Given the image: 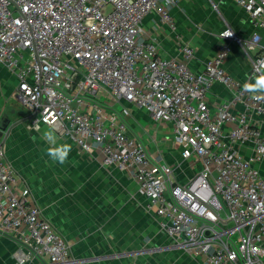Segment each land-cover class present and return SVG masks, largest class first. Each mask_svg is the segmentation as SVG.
I'll use <instances>...</instances> for the list:
<instances>
[{
    "label": "built area",
    "instance_id": "1",
    "mask_svg": "<svg viewBox=\"0 0 264 264\" xmlns=\"http://www.w3.org/2000/svg\"><path fill=\"white\" fill-rule=\"evenodd\" d=\"M179 1L0 0V65L16 78L12 96L25 109L26 128L51 124L81 150H95L103 164L130 173L144 210L175 245L206 264H264V177L257 166L264 132L254 120L264 114V100L244 92L225 67L236 45L256 74L264 60V0H231L255 31L243 37L226 26L216 54L199 71L188 64L193 45L182 43L181 57L168 56L157 39L143 38L151 12L176 30L171 7ZM217 83L232 94L211 105ZM132 106L170 124L183 161L197 169L188 180L179 181L131 130ZM17 181L5 136L0 233L23 246L17 263L77 264L69 240L28 185L16 190Z\"/></svg>",
    "mask_w": 264,
    "mask_h": 264
},
{
    "label": "crops",
    "instance_id": "2",
    "mask_svg": "<svg viewBox=\"0 0 264 264\" xmlns=\"http://www.w3.org/2000/svg\"><path fill=\"white\" fill-rule=\"evenodd\" d=\"M171 12L176 30L159 22L158 15L151 12L143 20V38L157 39L160 52L168 56L181 57L182 43L193 45L195 56L188 64L195 71L202 70L216 54L222 42L220 33L226 26L243 37L255 31L245 11L231 0H180L171 7ZM261 32L264 38V29ZM225 67L242 83L254 76L250 60L236 45ZM16 84L14 75L0 65V125L8 121L7 134L13 127L14 117L18 118L14 108L10 110L11 115H5L7 107L16 103L12 96ZM231 94L228 87L217 83L208 94L209 103L215 105ZM138 109L147 116L132 115L131 130L146 142L154 157L161 154L162 159L171 163L179 181L188 180L197 169L189 161H183L180 148L171 137L170 124L157 123L145 109ZM237 109L242 110L243 106L239 104ZM254 120L264 132V114L255 115ZM245 152L249 154V150ZM8 154L7 149L9 158ZM9 160L18 175L16 190L26 185L31 188L46 217L69 240L77 264H206L203 258H195L188 248L178 245L167 246L162 254L134 251L143 240L145 197L130 173L115 165L103 164L95 150H72L63 169L55 173L35 168L27 155ZM257 166L264 177V158ZM22 248L16 239L0 233V264H18L16 256ZM25 264L42 263L32 258Z\"/></svg>",
    "mask_w": 264,
    "mask_h": 264
},
{
    "label": "rangeland",
    "instance_id": "3",
    "mask_svg": "<svg viewBox=\"0 0 264 264\" xmlns=\"http://www.w3.org/2000/svg\"><path fill=\"white\" fill-rule=\"evenodd\" d=\"M14 108L16 111L14 115H18L14 117L13 127L10 130V134H7V142L8 146L9 158L16 159L21 156L27 155L31 158L33 166L38 169H43L48 173H55L63 169L62 165L59 163H53L48 156L45 154V149L49 146L45 141L40 139V132L36 130H27L26 128V120L23 118L25 115V109L19 106L16 103L10 104L5 111L6 117L11 115L10 110ZM132 112L130 113L128 118H131L132 115L138 116V118L146 117L147 115L143 113V111L139 110L137 107H131ZM131 111V110H130ZM130 120V119H129ZM2 124V123H1ZM49 126L44 125L41 129L48 128ZM58 143L66 142L72 145V150L81 149L76 142L69 136H61L57 134ZM35 137L36 139H33ZM71 150V151H72ZM161 157V158H160ZM159 161L167 166L169 169H172L173 166L166 158L162 159V155L159 154L157 156ZM26 159V157H25ZM29 161V160H28ZM29 168V165H28ZM176 169H173L175 172ZM142 231H143V240L141 244L135 246L134 251L140 254L145 253H153V254H162L165 248L169 245L172 247H177L175 245V241L167 236L165 232L161 229L159 219L147 211H142ZM145 233V234H144ZM168 237V238H167ZM170 246V247H171Z\"/></svg>",
    "mask_w": 264,
    "mask_h": 264
},
{
    "label": "clouds",
    "instance_id": "4",
    "mask_svg": "<svg viewBox=\"0 0 264 264\" xmlns=\"http://www.w3.org/2000/svg\"><path fill=\"white\" fill-rule=\"evenodd\" d=\"M232 33L225 34V37L231 36ZM256 74L243 84L244 92L248 93L253 99L264 100V60L259 62L255 69ZM35 128L40 132V139L45 141L49 146L45 149V154L53 163L65 164L72 150V145L66 142H59L55 128L50 124L48 128L41 131L39 122H36ZM33 139H36L33 137Z\"/></svg>",
    "mask_w": 264,
    "mask_h": 264
},
{
    "label": "water",
    "instance_id": "5",
    "mask_svg": "<svg viewBox=\"0 0 264 264\" xmlns=\"http://www.w3.org/2000/svg\"><path fill=\"white\" fill-rule=\"evenodd\" d=\"M8 129H9L8 121H5L0 125V141L6 136Z\"/></svg>",
    "mask_w": 264,
    "mask_h": 264
}]
</instances>
